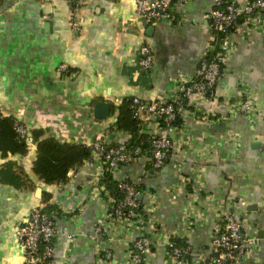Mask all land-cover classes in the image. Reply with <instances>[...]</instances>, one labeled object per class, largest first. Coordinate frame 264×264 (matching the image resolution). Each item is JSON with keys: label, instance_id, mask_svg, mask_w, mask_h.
Segmentation results:
<instances>
[{"label": "crops", "instance_id": "crops-1", "mask_svg": "<svg viewBox=\"0 0 264 264\" xmlns=\"http://www.w3.org/2000/svg\"><path fill=\"white\" fill-rule=\"evenodd\" d=\"M70 4L0 0L4 115L29 133L41 129L43 137L59 142L124 141L129 133L113 123L126 99L169 100L180 79L195 75L211 37L213 1L188 0L177 10L176 23H149L137 15L135 0H84L77 32L71 30ZM232 38L216 99L189 98V112L169 133L172 148L164 166L155 170L140 159L114 172L117 181L141 186L148 223L113 225L106 242L110 261H101L104 243L93 234L105 220L104 203L93 194L97 160L70 170L65 183L45 184L32 170L36 144L23 154L0 151V264H23L16 230L46 196L60 209L51 264H128L129 245L140 234L158 241L143 264H170L162 242L168 234L184 239L193 253H207L222 211L231 208L259 239L254 251L235 264H264V15L237 24ZM142 45L153 54L146 71L138 66ZM62 64L67 71L59 70ZM240 88L256 116L228 111L225 103L237 99ZM98 102L110 105L105 119L95 116ZM185 262L201 264L194 256Z\"/></svg>", "mask_w": 264, "mask_h": 264}, {"label": "built area", "instance_id": "built-area-1", "mask_svg": "<svg viewBox=\"0 0 264 264\" xmlns=\"http://www.w3.org/2000/svg\"><path fill=\"white\" fill-rule=\"evenodd\" d=\"M212 1L213 6L209 12L208 23L211 37L195 75L189 79H180L169 100L145 101L138 97L130 98L131 114L138 122L140 131L143 132V124H147L144 133L149 137V148L143 149L141 145H136L129 149L124 141L108 145L102 139H97L88 145L92 153L90 160L95 158L98 161L93 194L104 203L105 220L97 224L93 231L95 239L104 243L99 251L101 261L107 262L113 258L106 243L107 240L109 242L108 231L113 225L117 223L130 225L135 221L141 224L147 222L146 209L139 198V195L143 194L141 186L130 180L118 181V189L122 193V198L115 201L100 184L102 175L108 172L114 176L119 166L140 159L155 170L161 169L171 153L172 141L169 133L183 122L185 113L189 112V98L195 94L216 99L215 85L223 73L225 60L233 50L232 29L236 25L238 16L249 19L252 16L264 15V0H248L243 4H239L237 0H227L224 7L221 6L222 0ZM187 2L188 0H135L137 15L149 23L161 20L176 23L178 21L177 10ZM83 4L84 0H71L69 15L71 30L74 32L80 30L79 19ZM152 62L151 48L148 45H142L138 66L146 71L151 68ZM59 70L67 71L66 65L59 66ZM225 105L230 112L242 110L253 117L255 113L256 116L255 108L242 88L239 90L238 98L226 102ZM0 116H5L1 100ZM178 117L182 121L174 124ZM15 130L27 147L29 144H35L25 125L16 119ZM77 168L71 170L74 171ZM44 207L45 203H42L31 208L26 222L16 230V238L24 255L23 264H51L53 262L57 234L55 222L59 214L56 211L47 212ZM139 208L144 211V215L137 212ZM58 210L60 213V209ZM246 222L247 219L241 215L239 217L233 208L223 210L221 222L215 229L207 253H193L188 243L180 246L173 240V238L180 237L174 234L165 235L162 242L170 264H185L188 256H194L201 264H235L247 258L246 256L254 251L259 239L247 231ZM149 225L158 231L157 224L151 222ZM157 243L156 239L143 234L138 235L129 245L128 264H143L146 254L150 253Z\"/></svg>", "mask_w": 264, "mask_h": 264}, {"label": "trees", "instance_id": "trees-1", "mask_svg": "<svg viewBox=\"0 0 264 264\" xmlns=\"http://www.w3.org/2000/svg\"><path fill=\"white\" fill-rule=\"evenodd\" d=\"M222 1L221 6L224 7L227 4V0ZM245 19L246 17L244 16H238L236 25ZM123 103L124 107L119 108L118 118L113 123L114 128L116 130L123 129L129 133V137L124 140L129 149L136 145H141L143 149H148L149 137L140 131L138 122L133 119L129 107L130 99H126ZM181 121V118L178 117L174 124H178ZM30 134L36 144V156L32 170L45 184L65 183L68 179L69 170L83 165L91 157L92 153L88 145L59 142L53 137H43L44 133L41 129L33 130ZM26 150V143L18 137L15 130V118L6 115L0 116V151L3 156H6L7 152L23 154ZM100 184L105 187L107 193L115 201L122 198V193L118 189V181L111 173L105 172L100 179ZM48 198L49 196H46L43 199L45 211H56L59 214V210L48 203ZM137 212L144 215V211L141 208L137 209ZM173 240L180 246L187 244L184 239L173 238Z\"/></svg>", "mask_w": 264, "mask_h": 264}, {"label": "water", "instance_id": "water-1", "mask_svg": "<svg viewBox=\"0 0 264 264\" xmlns=\"http://www.w3.org/2000/svg\"><path fill=\"white\" fill-rule=\"evenodd\" d=\"M109 109L110 105L108 103L98 102L94 107L95 116L105 119L109 115ZM139 198H141V195H139Z\"/></svg>", "mask_w": 264, "mask_h": 264}]
</instances>
